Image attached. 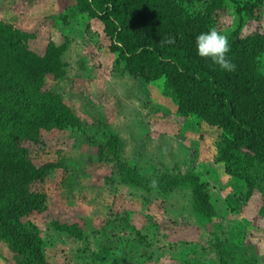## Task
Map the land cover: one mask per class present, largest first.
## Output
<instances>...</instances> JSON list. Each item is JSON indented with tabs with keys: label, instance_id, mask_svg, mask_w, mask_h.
<instances>
[{
	"label": "rangeland",
	"instance_id": "1",
	"mask_svg": "<svg viewBox=\"0 0 264 264\" xmlns=\"http://www.w3.org/2000/svg\"><path fill=\"white\" fill-rule=\"evenodd\" d=\"M180 1L194 14L204 7ZM236 1L213 12V27L229 40L264 37V0ZM0 26L21 34L41 90L79 122L34 138L13 129L34 196L14 224L39 240L47 264H264L262 164L238 154L227 172L221 130L183 113L164 78L129 75L100 20L75 0H0ZM254 66L264 79V52ZM193 179L210 215L196 209ZM26 259L0 237V264Z\"/></svg>",
	"mask_w": 264,
	"mask_h": 264
},
{
	"label": "trees",
	"instance_id": "2",
	"mask_svg": "<svg viewBox=\"0 0 264 264\" xmlns=\"http://www.w3.org/2000/svg\"><path fill=\"white\" fill-rule=\"evenodd\" d=\"M224 1L203 0V10L196 14L180 0H75V4L100 20L117 62L123 63L129 75L147 81L164 78L183 113L221 130L218 158L227 172L234 173L229 166L239 163L238 154L249 166L253 162L264 166V79L255 74L254 66L255 57L264 52V37L229 40L228 58L236 66L232 72L200 58L196 37L213 27L212 14ZM2 29L0 26V237L32 264H47L39 240L18 231L14 224L20 206L29 207L34 196L22 186L27 173L21 149L12 145L15 135L11 142L17 133L13 129L34 138L35 131L74 127L79 122L59 97L41 90L31 63L22 57L25 43L21 34L7 35ZM166 37H174L175 44L162 47L160 40ZM125 177L133 179L129 172ZM192 183L196 209L210 215L204 185L196 179Z\"/></svg>",
	"mask_w": 264,
	"mask_h": 264
},
{
	"label": "clouds",
	"instance_id": "3",
	"mask_svg": "<svg viewBox=\"0 0 264 264\" xmlns=\"http://www.w3.org/2000/svg\"><path fill=\"white\" fill-rule=\"evenodd\" d=\"M187 8V5H184ZM200 8L199 5L196 6ZM227 17L233 24L239 20L236 13V5L230 2H226ZM197 54L202 59H210L212 64L219 66L222 71L232 72L235 71V64L228 58L230 52L229 38L226 34L221 33L216 27H211L207 32H201L195 40ZM175 44L174 37H166L160 40V45ZM158 185V181L153 179L149 187L155 189Z\"/></svg>",
	"mask_w": 264,
	"mask_h": 264
}]
</instances>
